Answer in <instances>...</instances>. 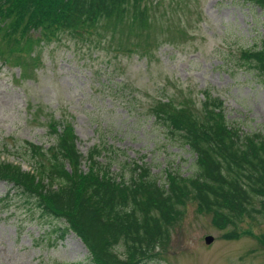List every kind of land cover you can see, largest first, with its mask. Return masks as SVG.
I'll return each instance as SVG.
<instances>
[{"label": "rangeland", "instance_id": "rangeland-1", "mask_svg": "<svg viewBox=\"0 0 264 264\" xmlns=\"http://www.w3.org/2000/svg\"><path fill=\"white\" fill-rule=\"evenodd\" d=\"M132 1L134 23L130 8L122 21L104 19L57 38L40 28L28 41L15 18L0 17V156L27 170L26 141L48 148L50 134L68 124L83 155L99 141L112 146L111 156L119 157L111 170L127 180L142 158L162 184L168 170L190 176L195 152L166 135L152 111L174 110L167 96L178 99L177 92L196 113L211 91L223 100L230 126L264 134V72L243 54L264 39V7L247 0ZM17 191L0 179V264H96L77 233L60 236L63 220L40 217ZM183 209L140 264H264V219L257 213L221 228L196 202Z\"/></svg>", "mask_w": 264, "mask_h": 264}, {"label": "trees", "instance_id": "trees-1", "mask_svg": "<svg viewBox=\"0 0 264 264\" xmlns=\"http://www.w3.org/2000/svg\"><path fill=\"white\" fill-rule=\"evenodd\" d=\"M247 1L264 7V0ZM130 8L134 23L139 16L132 0H0V17L15 18L12 24L25 28L30 41V33L40 28L57 38L59 31H85L104 19L117 23L126 19ZM259 48L243 54L264 72V39ZM177 94L178 99L167 96L174 110L158 105L152 111L166 135L195 152L197 169L190 176L168 171V182L161 184L146 163H135L127 180L110 171L111 162L99 163L102 152L113 151L104 145L91 149L84 170L78 137L67 124L50 134L53 142L48 148L26 141L29 170L1 155L0 179L26 195L30 209L37 208L40 217L63 220L64 226L56 227L60 236L76 232L96 264L144 263L168 237L173 223L182 219L187 200L196 202L202 212L213 213L221 228L237 225L252 212L264 219V134L230 126L223 100L210 91L196 113L187 111V102ZM2 151L9 154L6 147Z\"/></svg>", "mask_w": 264, "mask_h": 264}, {"label": "water", "instance_id": "water-1", "mask_svg": "<svg viewBox=\"0 0 264 264\" xmlns=\"http://www.w3.org/2000/svg\"><path fill=\"white\" fill-rule=\"evenodd\" d=\"M205 240H206L207 243H211V242L214 240V236H212V235H207V236L205 237Z\"/></svg>", "mask_w": 264, "mask_h": 264}]
</instances>
